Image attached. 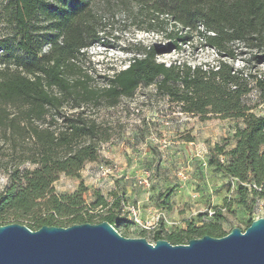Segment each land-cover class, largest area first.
Wrapping results in <instances>:
<instances>
[{
  "label": "trees",
  "instance_id": "16d2710c",
  "mask_svg": "<svg viewBox=\"0 0 264 264\" xmlns=\"http://www.w3.org/2000/svg\"><path fill=\"white\" fill-rule=\"evenodd\" d=\"M0 13L10 29L0 40V130L13 150L20 146L19 163L34 165L20 170L17 163L7 171L0 225L29 217L32 230L100 221L117 229L125 220L113 211L121 209V197L109 204L99 195L94 206L110 208L94 220L83 205V187L56 194L53 184L60 174L79 177L110 140L111 127L94 115L98 109L150 85L182 113L241 121L233 145L225 150L216 144L209 161L235 181L236 202L244 210L264 201V72L257 71L264 64V0H0ZM127 24L161 35L162 44L135 39L119 47L131 53L127 65L106 76L105 86H94L82 64L87 50L109 49L110 40L119 39L116 25ZM193 38L215 52L213 62L158 60L159 53L182 51ZM253 92L256 103L249 105ZM169 196L167 191L159 197ZM213 218H223L220 209ZM205 234L226 232L209 221L164 233L158 223L151 237L179 244Z\"/></svg>",
  "mask_w": 264,
  "mask_h": 264
},
{
  "label": "rangeland",
  "instance_id": "374dc122",
  "mask_svg": "<svg viewBox=\"0 0 264 264\" xmlns=\"http://www.w3.org/2000/svg\"><path fill=\"white\" fill-rule=\"evenodd\" d=\"M2 18L0 13V40L10 33ZM116 26L121 31L116 42L110 40L112 47H91L82 60L92 84L99 88L106 85V76L128 63L131 53L119 47L135 39L156 46L163 41L161 35L139 31L134 25ZM157 57L166 64L176 59L194 64L213 62L217 56L212 49L200 47L193 38L182 51L159 53ZM228 61L241 66L240 60ZM257 71L264 72V64ZM247 102L256 103L254 92ZM253 111L260 112V106ZM94 115L103 125L111 127L110 140L101 144L97 160L84 164L79 177L60 174L53 184L56 194L71 195L83 187V205L94 220H99L110 208L94 206L99 195L109 204L121 197V209H113L118 219H125L116 224L120 234L145 237L149 242H153L152 229L143 225L156 218L164 233L184 229L189 222L200 226L209 221L218 223L227 233L232 227L245 229L250 220L264 216V201L259 200L250 212L244 210L236 202L235 181L209 161L216 144L225 150L233 145L232 136L236 127L242 125L240 120L182 113L155 93L154 85L140 87L133 96H122L114 106H102ZM20 150V146L13 150L0 130V191L8 182L7 171L21 159ZM219 158L226 159L222 155ZM33 167L28 161L19 163L20 170ZM167 191L170 196L166 201L159 196ZM219 209L223 218L217 220L213 213ZM29 221V217L16 219L24 225Z\"/></svg>",
  "mask_w": 264,
  "mask_h": 264
},
{
  "label": "water",
  "instance_id": "95a60500",
  "mask_svg": "<svg viewBox=\"0 0 264 264\" xmlns=\"http://www.w3.org/2000/svg\"><path fill=\"white\" fill-rule=\"evenodd\" d=\"M0 264H264V216L220 237L186 243L125 237L108 221L0 225Z\"/></svg>",
  "mask_w": 264,
  "mask_h": 264
},
{
  "label": "built area",
  "instance_id": "2783aa9c",
  "mask_svg": "<svg viewBox=\"0 0 264 264\" xmlns=\"http://www.w3.org/2000/svg\"><path fill=\"white\" fill-rule=\"evenodd\" d=\"M137 221H139L137 219ZM159 223V218H156L154 221H152L151 223H147L146 225H143L145 228H150L153 229L157 226V224Z\"/></svg>",
  "mask_w": 264,
  "mask_h": 264
}]
</instances>
